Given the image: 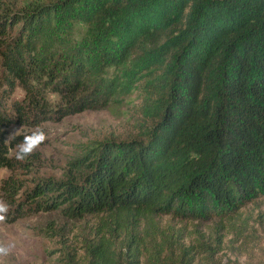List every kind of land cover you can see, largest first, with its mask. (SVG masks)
<instances>
[{
    "label": "trees",
    "instance_id": "16d2710c",
    "mask_svg": "<svg viewBox=\"0 0 264 264\" xmlns=\"http://www.w3.org/2000/svg\"><path fill=\"white\" fill-rule=\"evenodd\" d=\"M77 4L85 0H55L0 15V86L28 91L24 105L12 104L14 116L0 109V130L28 122L33 115L27 118V107L41 111L29 80L39 71L52 73L41 68L37 37L57 11L76 19ZM86 5L89 15L96 10L111 16L107 34L115 51L100 43V64L152 60L157 71L146 72L139 94L143 106L154 109L155 122L144 140L103 141L75 160V172L63 181H37L18 199L19 185L7 177L0 190L15 218L59 208L72 219L95 216L91 237H81V264H137L141 256L157 264L170 244L167 231L157 227L159 216H225L264 194V0ZM18 23L10 35L9 25ZM80 58L70 64L76 72ZM117 83L111 77L93 94L112 95ZM47 85L65 92L66 110L96 102L95 96L83 100L78 94L83 84L77 79L54 78ZM3 153L0 135V166L7 162ZM164 258L172 259L171 251Z\"/></svg>",
    "mask_w": 264,
    "mask_h": 264
},
{
    "label": "rangeland",
    "instance_id": "374dc122",
    "mask_svg": "<svg viewBox=\"0 0 264 264\" xmlns=\"http://www.w3.org/2000/svg\"><path fill=\"white\" fill-rule=\"evenodd\" d=\"M52 1L55 0H0V15L24 13L35 5ZM87 1L75 6L72 16L76 19L59 11L54 13L44 34L37 37L36 51L37 57L41 58V68L52 73L47 77L39 71L29 80L31 88L35 87L41 111L35 109L31 113L27 107V118L33 115L28 122H12L0 130L5 147L3 157L7 161L6 166H0V183L7 177L15 180L20 189L18 199L23 189L30 188L37 181L51 179L59 182L71 176L75 172L73 162L87 157L103 141L144 140L155 122L154 109L145 108L139 94V85L146 72L157 71L152 60L130 57L125 62L108 66L100 64V43H103L104 50L115 51L107 34L111 16L106 12L96 13V10L89 15ZM20 26L19 23L10 24V35L16 34ZM76 56L81 57L76 61L81 72L70 66ZM114 76L118 83L112 95L93 94L97 86H103L104 81ZM54 78L58 81L77 79L83 84L78 94L83 100L97 97L96 102L82 110L64 109L65 92L55 91L47 85ZM27 94L28 91L17 84L8 89L2 83L0 109L14 116L12 104L24 105ZM56 109L61 112L54 113ZM36 127L45 131L46 141L25 160L15 159L16 145L24 134ZM3 197L0 190V199ZM11 212L9 209L6 222L0 223V244L10 247V254L0 257V264L83 263L81 237H91L89 231L96 221L95 216L72 219L60 208L24 213L16 218ZM155 220L159 230L167 231L170 243L157 264H264V194L241 204L225 216L178 218L161 215ZM169 251L170 260L164 258ZM137 264L155 263L141 256Z\"/></svg>",
    "mask_w": 264,
    "mask_h": 264
},
{
    "label": "clouds",
    "instance_id": "9594fccd",
    "mask_svg": "<svg viewBox=\"0 0 264 264\" xmlns=\"http://www.w3.org/2000/svg\"><path fill=\"white\" fill-rule=\"evenodd\" d=\"M46 139V133L40 127H36L33 131L24 134L22 140L16 145L14 152L15 159L19 161L25 160L32 155V153L40 147ZM9 209V204L5 200L0 199V223L6 222ZM9 254L10 247L5 244H0V257H7Z\"/></svg>",
    "mask_w": 264,
    "mask_h": 264
}]
</instances>
